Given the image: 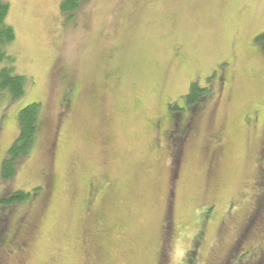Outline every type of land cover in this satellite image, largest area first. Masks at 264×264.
Masks as SVG:
<instances>
[{
  "label": "rangeland",
  "instance_id": "rangeland-1",
  "mask_svg": "<svg viewBox=\"0 0 264 264\" xmlns=\"http://www.w3.org/2000/svg\"><path fill=\"white\" fill-rule=\"evenodd\" d=\"M7 1L8 54L26 85L15 102L0 92V164L21 109L39 103L40 125L0 198L51 189L44 207L38 194L0 212V264H257L264 0H91L70 21L60 0ZM194 83L209 92L189 115ZM167 112L188 115L184 135ZM23 220L20 234L36 228L13 258Z\"/></svg>",
  "mask_w": 264,
  "mask_h": 264
},
{
  "label": "trees",
  "instance_id": "trees-1",
  "mask_svg": "<svg viewBox=\"0 0 264 264\" xmlns=\"http://www.w3.org/2000/svg\"><path fill=\"white\" fill-rule=\"evenodd\" d=\"M90 1L91 0H60V12L63 16V19H65V21L72 20L75 14L82 8V6L86 5ZM8 13V1L0 0V63H4L3 67L0 68V92L6 93L9 96L10 100L12 102H15L21 99L24 95L26 78L17 75L13 72V59L8 54V46L15 40L14 29L6 23ZM255 43L259 45H264V33L258 35L255 38ZM69 88H72V86H69ZM208 92L206 89L199 88L196 83L191 85L188 94L183 98L184 105L186 106L189 115L193 113V109H198L199 106H201L205 101H207L206 99ZM63 102H65V106L69 103L68 96L63 99ZM39 114V103L27 105L18 112L17 137L15 141L11 144V146L8 148L7 153L0 164V179L3 182H9L14 178L18 162L26 156V154L33 146L40 125ZM180 123L178 122L179 131L177 134L184 135L185 132L190 128L189 126L191 125V123ZM174 138L177 139L176 141H179V143H182L180 142L181 138H183L182 136L172 137V140H174ZM175 143L176 142H174V144ZM50 189L51 187L47 179L43 186L36 187L31 192L24 190L13 191L10 194H7L0 198V212H4L5 215V213L9 212V210L13 206L27 204L33 199L34 196H37L38 194L40 197V204H42L44 207L45 203L48 200ZM262 209H264V205L262 204V202H260L257 210L259 212H263L264 210ZM25 223V220H23L20 224L18 223L20 231L18 232L16 230V233L18 232L17 234H19V239H25L34 234L36 228L35 224L30 225L25 234H20L25 228ZM5 227L6 226L3 225L2 231L5 230ZM0 242L4 243L5 239H0ZM11 243V240L7 242L6 248L8 250H10L12 247ZM258 264H264V258L262 259V261L258 262Z\"/></svg>",
  "mask_w": 264,
  "mask_h": 264
},
{
  "label": "flooded vegetation",
  "instance_id": "flooded-vegetation-1",
  "mask_svg": "<svg viewBox=\"0 0 264 264\" xmlns=\"http://www.w3.org/2000/svg\"><path fill=\"white\" fill-rule=\"evenodd\" d=\"M255 49H261L257 47H255ZM72 101L70 100V102L67 104V113H68V109L70 108V105H71ZM185 106V105H184ZM171 107V105H170ZM169 107V108H170ZM167 118L168 120L171 119L173 123H175V128H178V122L180 123L181 120H184V118H188V115L184 114H170L167 112ZM166 118V117H165ZM181 119V120H180ZM185 119V120H186ZM177 120V121H176ZM166 120L164 119H159L158 121H156L154 123V126L156 128L160 127L161 124H163V122H165ZM176 121V122H175ZM167 122V121H166ZM185 123H189L188 120L185 121ZM255 123H257V121H255L253 124H248V127L251 128L255 125ZM170 124V123H169ZM177 131V130H176ZM171 132V131H170ZM174 134V132H172L170 135H169V138H170V143L172 142V135ZM218 137L216 136H213L212 137V140H213V143L215 142L214 140H217ZM260 145L261 146H264V131H263V134L261 136V141H260ZM212 163L215 161V158H216V154H217V148L213 149L212 150ZM179 158L176 159V163L179 164ZM175 161V160H174ZM97 187L98 186H94V185H89L88 186V198L86 200V204H85V209L87 210V213L91 212L92 211V208H93V205H94V202H95V195L97 194ZM32 236L31 235L30 237L28 238H25V239H20V241H18L17 243H11L12 247L9 251V254H11L13 256V258H17L19 256H22L23 258L25 257L27 251L30 250V245H31V240H32ZM264 258V256L262 258H260L258 261H257V264L258 262L262 261V259Z\"/></svg>",
  "mask_w": 264,
  "mask_h": 264
}]
</instances>
